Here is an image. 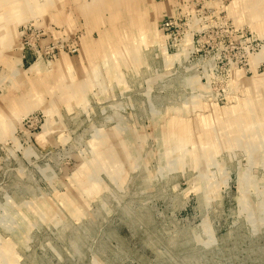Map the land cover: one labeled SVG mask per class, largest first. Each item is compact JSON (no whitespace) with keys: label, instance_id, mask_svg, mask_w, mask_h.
Here are the masks:
<instances>
[{"label":"rangeland","instance_id":"obj_1","mask_svg":"<svg viewBox=\"0 0 264 264\" xmlns=\"http://www.w3.org/2000/svg\"><path fill=\"white\" fill-rule=\"evenodd\" d=\"M0 264H264V0H0Z\"/></svg>","mask_w":264,"mask_h":264}]
</instances>
